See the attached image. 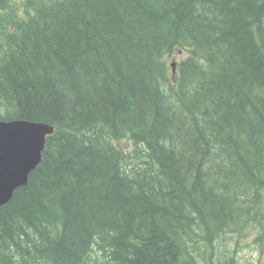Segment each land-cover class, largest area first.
I'll return each mask as SVG.
<instances>
[{
  "label": "trees",
  "instance_id": "trees-1",
  "mask_svg": "<svg viewBox=\"0 0 264 264\" xmlns=\"http://www.w3.org/2000/svg\"><path fill=\"white\" fill-rule=\"evenodd\" d=\"M13 119L53 132L0 205V264L264 254V0H0Z\"/></svg>",
  "mask_w": 264,
  "mask_h": 264
},
{
  "label": "water",
  "instance_id": "water-1",
  "mask_svg": "<svg viewBox=\"0 0 264 264\" xmlns=\"http://www.w3.org/2000/svg\"><path fill=\"white\" fill-rule=\"evenodd\" d=\"M52 132L53 126L45 122L0 120V205L16 187L26 184L29 173L41 160L46 137Z\"/></svg>",
  "mask_w": 264,
  "mask_h": 264
},
{
  "label": "rangeland",
  "instance_id": "rangeland-1",
  "mask_svg": "<svg viewBox=\"0 0 264 264\" xmlns=\"http://www.w3.org/2000/svg\"><path fill=\"white\" fill-rule=\"evenodd\" d=\"M117 145L120 147H129L131 142L129 139H122L117 141ZM238 257L241 264H264V254H260L259 251L252 244V238L243 239L238 247Z\"/></svg>",
  "mask_w": 264,
  "mask_h": 264
}]
</instances>
